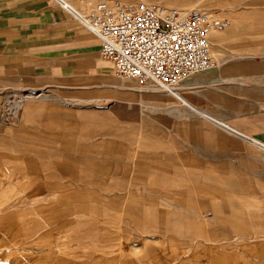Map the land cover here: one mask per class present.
Here are the masks:
<instances>
[{
  "label": "crops",
  "instance_id": "obj_1",
  "mask_svg": "<svg viewBox=\"0 0 264 264\" xmlns=\"http://www.w3.org/2000/svg\"><path fill=\"white\" fill-rule=\"evenodd\" d=\"M216 43L206 76L189 82L191 106L231 139L227 165H245V192L173 197L170 169L150 167L132 143L136 160L123 157L121 134L73 133L65 115L31 107L27 118L41 115L24 126L28 139L0 137V173L15 182L1 187L26 184L14 201L38 229L31 264H207L209 247L232 261L264 259V188L251 183L264 187V28L229 30ZM98 50L51 0H0V87L67 79L69 68L96 64ZM219 154L209 152L214 167ZM125 178L144 182L130 188L136 197H126Z\"/></svg>",
  "mask_w": 264,
  "mask_h": 264
},
{
  "label": "rangeland",
  "instance_id": "obj_2",
  "mask_svg": "<svg viewBox=\"0 0 264 264\" xmlns=\"http://www.w3.org/2000/svg\"><path fill=\"white\" fill-rule=\"evenodd\" d=\"M65 1L84 15L103 1L124 3L120 0ZM136 2L169 7L184 13L186 10L202 11L210 14L215 21L223 20L228 23L226 28L212 34V58L216 53L214 48H217L213 46L225 32L264 28V0H216L212 1L213 5L210 6L206 4L208 2L206 0ZM168 2L182 3L186 6L181 11L172 4L167 5ZM227 40L229 39H224ZM95 58L107 62L99 57L97 51L94 60ZM96 70L100 71L95 73ZM68 75L67 79L51 78L46 81L7 83L0 87V137L4 135L6 139H28L27 135L23 134L24 126L36 122L41 114L29 115L27 118L25 113L31 107L32 110L37 107L36 111H43V118L55 117L57 114L65 115L72 121V126H75L72 128L73 133L89 136L99 133L104 134L106 139L108 136L111 137V134H121L123 157H132L136 160L133 154L129 156L130 152H127L129 144L132 143L134 144L132 147L138 149L139 159L141 153L146 154L144 157L150 160V167L165 171L170 169L173 197L245 192V165H240L238 169L227 165L225 148L231 145V139L227 138L222 130L216 129L206 121L203 122L191 106L189 82L203 79L206 73L187 78L177 88L180 90L178 93L181 100L162 91L140 90L131 80H120L113 75L110 63L102 70L97 68L95 63L80 67L75 72L69 68ZM43 97H48L47 101L42 100ZM18 102L21 104L19 110H16L13 106ZM213 102L212 98L211 105ZM202 106L208 108L207 103ZM202 113L207 114V110ZM79 122H82V126H79ZM211 148L214 152L218 149L219 156L223 157L218 159V166L215 167L212 165L215 161L214 159L212 161L209 155ZM2 150L0 147V151ZM198 153L202 154V161H194L192 158ZM200 164L202 167H199ZM126 166L129 167L130 162ZM0 175L2 178L0 182L10 189V183H15L14 180L7 181L2 177V173ZM251 183L257 186L258 191L264 188L259 178L252 180ZM141 185H144V182L135 183L125 178L123 187L126 197H136L130 188ZM26 187L23 183L19 189L17 188V193L26 190ZM7 189L0 184V264H31V246L36 245L34 238L38 229L36 223L32 221L31 212L29 210L21 212L20 201L18 199L14 201L22 194H11ZM226 249L230 251L229 247H225ZM207 253L209 260L207 264H264V259H258L256 262L232 261V256L226 253L222 257V253L215 247L207 248ZM226 258L229 260H225ZM222 259L224 261H221Z\"/></svg>",
  "mask_w": 264,
  "mask_h": 264
},
{
  "label": "built area",
  "instance_id": "obj_3",
  "mask_svg": "<svg viewBox=\"0 0 264 264\" xmlns=\"http://www.w3.org/2000/svg\"><path fill=\"white\" fill-rule=\"evenodd\" d=\"M51 1L94 35L98 55L110 63L114 76L150 92L171 93L211 68L212 34L228 25L206 12L183 13L143 2L103 1L80 15L64 0Z\"/></svg>",
  "mask_w": 264,
  "mask_h": 264
},
{
  "label": "bare ground",
  "instance_id": "obj_4",
  "mask_svg": "<svg viewBox=\"0 0 264 264\" xmlns=\"http://www.w3.org/2000/svg\"><path fill=\"white\" fill-rule=\"evenodd\" d=\"M65 1V0H64ZM121 2H124V3H131V4H135L136 3V1L137 0H120ZM141 1H144V0H141ZM206 1H208V2H206V4L208 5V6H210V5H213V2L212 1H216V0H206ZM66 2V1H65ZM145 2H146V0H145ZM204 3H205V1H203ZM67 3V5H68V7H69V9H71L72 11H76L77 13H79L80 15H84L82 12H80V11H77L75 8H74V6H72L71 4H68V2H66ZM174 5L175 7H177L178 9H181V11L183 10V9H185V6L186 5H184V4H178V3H175V2H168L167 3V5ZM205 6V5H204ZM187 11V10H186ZM184 13V12H183ZM212 39H213V35H212ZM211 39V40H212ZM90 58V57H89ZM94 60V59H93ZM95 62H96V64H95V66L97 67V68H99V69H106L107 68V64L109 63L108 61V63L105 61V62H101V60H98L97 58H95ZM103 61H104V59H102ZM106 60V59H105ZM207 70V69H206ZM190 77H192V76H190ZM189 78V77H188ZM187 80V79H186ZM185 80V81H186ZM183 83V82H182ZM181 83V84H182ZM179 90H177V88H175L171 93H168L170 96L172 95V96H174V98L175 99H177V100H181V97H180V95H179ZM23 98H25V97H23ZM20 102H18V103H16V104H14V106L13 107H15V109L16 110H19V108H20ZM12 107V108H13ZM22 108V107H21ZM2 119V118H1ZM8 119V118H7ZM10 119V118H9ZM3 120H4V118H3ZM4 166V165H3Z\"/></svg>",
  "mask_w": 264,
  "mask_h": 264
}]
</instances>
